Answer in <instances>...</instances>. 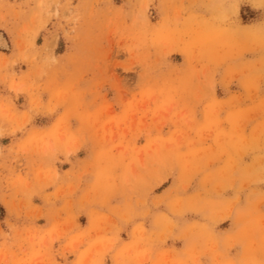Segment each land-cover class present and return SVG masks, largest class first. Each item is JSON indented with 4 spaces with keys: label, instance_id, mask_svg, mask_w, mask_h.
Wrapping results in <instances>:
<instances>
[{
    "label": "rangeland",
    "instance_id": "374dc122",
    "mask_svg": "<svg viewBox=\"0 0 264 264\" xmlns=\"http://www.w3.org/2000/svg\"><path fill=\"white\" fill-rule=\"evenodd\" d=\"M0 264H264V0H0Z\"/></svg>",
    "mask_w": 264,
    "mask_h": 264
},
{
    "label": "bare ground",
    "instance_id": "6f19581e",
    "mask_svg": "<svg viewBox=\"0 0 264 264\" xmlns=\"http://www.w3.org/2000/svg\"><path fill=\"white\" fill-rule=\"evenodd\" d=\"M3 42V41H2ZM5 44V43H4Z\"/></svg>",
    "mask_w": 264,
    "mask_h": 264
}]
</instances>
